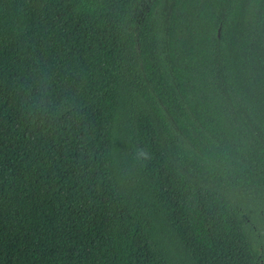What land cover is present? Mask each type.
I'll list each match as a JSON object with an SVG mask.
<instances>
[{
    "label": "trees",
    "instance_id": "obj_1",
    "mask_svg": "<svg viewBox=\"0 0 264 264\" xmlns=\"http://www.w3.org/2000/svg\"><path fill=\"white\" fill-rule=\"evenodd\" d=\"M0 264H264V0H0Z\"/></svg>",
    "mask_w": 264,
    "mask_h": 264
},
{
    "label": "water",
    "instance_id": "obj_2",
    "mask_svg": "<svg viewBox=\"0 0 264 264\" xmlns=\"http://www.w3.org/2000/svg\"><path fill=\"white\" fill-rule=\"evenodd\" d=\"M219 35H220V30H219Z\"/></svg>",
    "mask_w": 264,
    "mask_h": 264
}]
</instances>
